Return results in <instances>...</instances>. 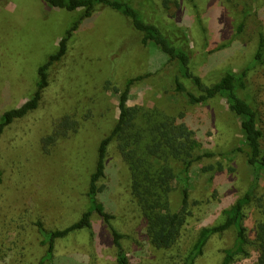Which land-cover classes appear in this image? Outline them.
<instances>
[{
    "label": "rangeland",
    "instance_id": "374dc122",
    "mask_svg": "<svg viewBox=\"0 0 264 264\" xmlns=\"http://www.w3.org/2000/svg\"><path fill=\"white\" fill-rule=\"evenodd\" d=\"M131 1V0H129ZM145 18L157 24L177 43L186 44L191 68L205 83L228 69H247L243 95L255 108L263 132L264 65L254 64L260 34H264V0H134ZM84 9L54 8L44 0H0V117L20 106L36 91L38 70L59 49ZM244 28L239 31V26ZM142 34L121 13L98 5L72 32L66 54L49 70V85L39 107L16 120L0 139V264L42 263L48 245L39 224L48 230L64 229L78 221L90 206L88 191L96 170L99 147L119 118L118 95L128 79L136 82L128 105L158 107L185 120L199 141L190 172L192 216L177 250H158L149 241L146 223L130 190V172L110 143L106 176L98 195L124 234L123 244L132 264H179L203 227L223 221V212L242 197L252 183V169L244 154L222 153L243 139L238 117L224 98L201 105L188 104L172 90L177 62L159 48L144 45ZM68 116L76 130L43 148V138ZM212 152L213 157L204 154ZM219 163L224 168L218 169ZM214 165L213 170L204 167ZM171 207L182 202V185L175 183ZM258 197H264V174ZM255 204V203H254ZM245 210L250 239L260 219L256 205ZM236 236L234 227L210 238L195 264H221ZM176 249V248H175ZM240 256L234 264H254ZM52 264H117L111 231L95 213L92 228L77 230L56 243Z\"/></svg>",
    "mask_w": 264,
    "mask_h": 264
},
{
    "label": "trees",
    "instance_id": "16d2710c",
    "mask_svg": "<svg viewBox=\"0 0 264 264\" xmlns=\"http://www.w3.org/2000/svg\"><path fill=\"white\" fill-rule=\"evenodd\" d=\"M54 8L74 11L84 9L83 15L75 21L71 30L61 39L59 49L52 54L46 63L38 70L39 80L36 91L20 106L6 110L0 117V139L5 130L16 120L22 119L36 110L43 97L45 88L49 85V70L67 52L68 41L72 32L79 28L81 20L91 16L98 5L111 9L126 16L132 26L143 36L144 45H153L166 54L170 61L177 62V69L172 78V90L182 94L190 105H201L217 97L224 98L230 110L238 117L243 139L230 151L222 153L223 157L232 159L237 154H244L252 169V183L249 190L229 208L224 210L223 221L217 225L203 227L195 242L186 252L183 264H195L204 253V248L210 238L234 227L236 236L233 245L225 250L221 264H234L240 257H251L254 247V264H264V197H258L260 181L264 174V150L261 147L263 132L258 124V114L255 108L243 95L247 88V69L234 71L225 70L218 80L208 84L191 68V56L186 44L177 43L163 28L148 21L134 0H44ZM244 23L239 26V31ZM254 64L264 65V34H260L258 46L254 55ZM149 74L139 75L127 80L123 90L114 87L118 95L119 118L110 135L104 138L99 147V157L95 172L91 176L88 197L90 206L81 218L72 225L57 230H46L39 224V230L48 245L42 263L52 264L54 250L59 239L71 233L92 228L93 214H99L108 224L112 243L116 249L117 264H132L123 244L125 237L111 224L113 216L106 211L98 195L104 190L99 181L106 176V159L110 143L115 142L117 151L130 172V190L146 223V232L150 243L158 250H179L186 224L192 216L189 209L191 195V169L202 160L203 155L197 153L200 143L181 114L179 117L169 115L158 107L130 106L132 86L146 78ZM77 122L65 116L53 132L43 138V148L47 151L58 138L76 130ZM213 157L215 154H204ZM224 168L219 163L218 169ZM214 165L204 167L213 170ZM1 176V171H0ZM175 183L182 185V202L178 209L171 207V194L176 189ZM255 203V204H254ZM256 205L261 217L256 223L254 238L251 240L248 228L245 226V210ZM176 248V249H175ZM176 264H179L177 262Z\"/></svg>",
    "mask_w": 264,
    "mask_h": 264
}]
</instances>
